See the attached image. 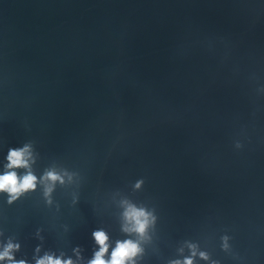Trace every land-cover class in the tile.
I'll list each match as a JSON object with an SVG mask.
<instances>
[{"label": "water", "instance_id": "water-1", "mask_svg": "<svg viewBox=\"0 0 264 264\" xmlns=\"http://www.w3.org/2000/svg\"><path fill=\"white\" fill-rule=\"evenodd\" d=\"M29 141L38 176L56 164L79 182L51 206L0 195L16 259L80 246L86 262L98 228L114 246L126 196L158 217L140 264L186 240L264 264V0H0V171Z\"/></svg>", "mask_w": 264, "mask_h": 264}, {"label": "clouds", "instance_id": "clouds-1", "mask_svg": "<svg viewBox=\"0 0 264 264\" xmlns=\"http://www.w3.org/2000/svg\"><path fill=\"white\" fill-rule=\"evenodd\" d=\"M237 148L241 144L237 142ZM39 154L35 151L31 141L26 142L21 147L9 148L3 170L0 171V195L7 197V204L12 205L22 197L36 192L38 189L48 206L53 204V193L57 186H69L79 182V174L52 164L45 168L41 175H37L34 165ZM144 184L143 179L137 180L133 185V191H138ZM78 202V196L73 195V204ZM119 212L120 231L125 235L124 239H117L113 242L110 235L103 228H98L92 232V238L96 248L91 259L86 262L82 256V249L76 246L73 249L75 259L65 257V253L59 255L52 251H45L39 255L41 247L35 248L33 256L34 264H140L146 252V245L153 241L158 217L155 209L143 203H136L126 196H121L116 201ZM58 207V206H57ZM41 230L37 229L36 236ZM4 233L0 231V237ZM231 238L228 235L221 237V248L229 251ZM21 245L12 237L6 241H0V264H29L27 259H16L15 253L19 252ZM187 249V255L185 250ZM178 257L171 259L168 264H196V259L209 262V264H219V261L212 260L207 251L200 250L198 243L184 241L177 249Z\"/></svg>", "mask_w": 264, "mask_h": 264}]
</instances>
